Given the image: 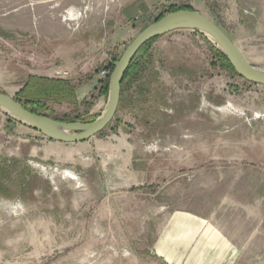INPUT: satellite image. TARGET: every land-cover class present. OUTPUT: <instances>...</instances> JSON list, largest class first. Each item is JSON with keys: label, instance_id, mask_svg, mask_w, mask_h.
Wrapping results in <instances>:
<instances>
[{"label": "rangeland", "instance_id": "374dc122", "mask_svg": "<svg viewBox=\"0 0 264 264\" xmlns=\"http://www.w3.org/2000/svg\"><path fill=\"white\" fill-rule=\"evenodd\" d=\"M183 6L264 70V0H0V94L63 69L98 87L46 116L92 123L100 73ZM219 50L193 30L160 37L110 125L60 162L0 109V264H264V86Z\"/></svg>", "mask_w": 264, "mask_h": 264}, {"label": "water", "instance_id": "95a60500", "mask_svg": "<svg viewBox=\"0 0 264 264\" xmlns=\"http://www.w3.org/2000/svg\"><path fill=\"white\" fill-rule=\"evenodd\" d=\"M183 29L197 31L209 37L220 47L241 78L264 86V70L253 66L241 48L215 22L199 11L181 10L166 14L146 27L127 47L111 74L108 106L94 122L58 121L28 110L15 98L5 94H0V109L50 140L65 144L87 142L105 130L113 121L120 105L123 79L140 50L156 38Z\"/></svg>", "mask_w": 264, "mask_h": 264}, {"label": "trees", "instance_id": "16d2710c", "mask_svg": "<svg viewBox=\"0 0 264 264\" xmlns=\"http://www.w3.org/2000/svg\"><path fill=\"white\" fill-rule=\"evenodd\" d=\"M181 10L192 11L194 9L190 6L174 7L169 13L177 12ZM165 15L166 14L161 15L156 21L160 20ZM158 39L159 38H156L151 42L147 43L133 59L122 82V93L126 82H128V80H130L135 74L138 73L144 59L147 57L152 46ZM218 55L220 56V60L223 62L225 68L236 73L235 69L231 65L227 56L220 50L218 51ZM115 65L116 63L112 64L111 67L109 68L111 74L114 70ZM110 78L111 75L107 77L106 81H101L102 85L99 91L100 97L101 96H105L107 98L109 97ZM18 95L19 98L17 97L16 100L22 103L28 110L36 114L45 115V116H46L45 114L46 112L49 113L53 112L52 109L47 107L46 102H53L58 104V103L73 101L77 103L75 88L74 86H72L71 82L58 78L38 77L31 75L29 76L27 83L20 90ZM22 99H24V101Z\"/></svg>", "mask_w": 264, "mask_h": 264}, {"label": "crops", "instance_id": "0c3cea01", "mask_svg": "<svg viewBox=\"0 0 264 264\" xmlns=\"http://www.w3.org/2000/svg\"><path fill=\"white\" fill-rule=\"evenodd\" d=\"M105 9H106V11H108L112 8L110 7V4H109L108 7ZM112 11H114V9H112ZM235 43L237 44V46H239L243 50L246 57H248L246 52H245V48H243V46L238 41H236ZM97 85H98V82L93 81L92 84H85L81 87L75 88L76 96H77V99L79 100V102H84L85 100H88V97L91 96V93L93 90L92 88L98 87ZM91 86H92V88H91ZM104 97L105 96H101V98H104ZM21 124L22 125L19 124L20 127H23L27 131L33 132L34 134H38V135H33V138L31 139L34 142V150H35V152H37V150L42 152V155L46 159H52L53 160V158H51V157L53 155H56L55 160L57 162H60L63 160L62 156H67V154L73 150L72 147H69V146H77V145L83 144V143L65 144V143H60V142L53 141L50 139L47 140V139H45V137L40 132L36 131L35 129L31 128L28 125H25L23 123H21Z\"/></svg>", "mask_w": 264, "mask_h": 264}, {"label": "built area", "instance_id": "2783aa9c", "mask_svg": "<svg viewBox=\"0 0 264 264\" xmlns=\"http://www.w3.org/2000/svg\"><path fill=\"white\" fill-rule=\"evenodd\" d=\"M110 3H114L115 0H108ZM54 75L58 78H66L67 76H69V73L67 71H64L63 69H57L55 72H54ZM109 75H111V72L107 71V70H104L100 73L99 76L103 77V78H106L108 77Z\"/></svg>", "mask_w": 264, "mask_h": 264}]
</instances>
